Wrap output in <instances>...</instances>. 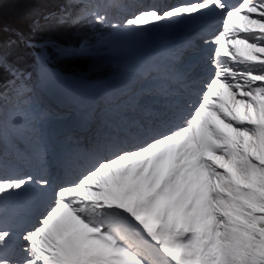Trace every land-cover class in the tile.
I'll list each match as a JSON object with an SVG mask.
<instances>
[{"label": "snow or ice", "instance_id": "1", "mask_svg": "<svg viewBox=\"0 0 264 264\" xmlns=\"http://www.w3.org/2000/svg\"><path fill=\"white\" fill-rule=\"evenodd\" d=\"M213 8L223 30L206 39ZM89 15L121 46L173 19L194 31L169 54L150 100L126 105L90 142L60 146L61 168L74 180L19 174L0 160V264H264V0H181L116 23L79 0H65L58 16L26 13L30 34ZM235 16L247 24L234 26ZM226 33L232 48L223 55L243 67L220 59ZM30 34L0 38V74L12 83L25 74L4 49L37 47ZM198 41L214 49V73L193 100ZM42 43L66 62L90 47L86 39ZM237 44L250 51L234 55ZM36 147L47 150L42 137Z\"/></svg>", "mask_w": 264, "mask_h": 264}, {"label": "rangeland", "instance_id": "2", "mask_svg": "<svg viewBox=\"0 0 264 264\" xmlns=\"http://www.w3.org/2000/svg\"><path fill=\"white\" fill-rule=\"evenodd\" d=\"M81 1L86 2L87 0H81ZM139 1H138V4H139ZM103 3L105 7L103 8L99 6L96 10L100 11L101 14L106 13L108 16V19L113 23L122 22L125 18L135 13L134 11L135 9L129 12H125L126 9L123 10V7H120L122 6L121 4L116 5L117 2H114L113 4L115 7L113 6L107 7V5L112 3L110 1L109 3H107V0H104V1L103 0H88L87 4L84 7H80V6L79 7L82 8L85 12H91V11H96L93 8H91L92 5L96 4V5L103 6ZM129 5H130L129 8L134 7V6H131L130 3ZM170 5H167V7H169ZM164 8H166V6H164ZM115 15H116V18H113V16ZM89 16H86V18H88ZM85 21H87V24H91V26H93V24H96L93 18H89ZM175 21H176V24L173 26L169 25L170 23L169 21H168L169 23L165 21L161 25H158L155 27H148L143 30L145 33L144 36L140 38H136L126 43L125 45L127 46H123V47L119 45L118 43H116L115 38L112 36L113 31L110 30L109 33H107L103 38L99 40L98 43H96V46L100 48L101 50L95 51L93 53H88L83 59H81V61L84 63V67L86 69H89L92 67L91 65L94 64L96 59H98L99 62L97 63L95 68H102L106 64H111L115 62L118 63L119 61L128 59L126 55H129L130 52L127 54H126V51L124 52V49H126L127 47H132L133 49L143 48V49H146V51L151 52L154 50L156 46L161 47L162 43H160L157 39H153L152 36H148L147 32L149 30H153V31L155 30V31H160V32L162 31L161 32L162 36L164 38H167L165 41L166 47H172L175 39L179 37V35L182 32L192 28V26L187 22V19L185 20L175 19ZM98 26L101 29H105L104 27L100 25ZM73 32L79 34L81 33V29L77 28ZM186 38L188 39L189 36H186ZM154 40H157L158 42ZM204 46L207 47L206 45ZM240 50H241V54H247V52L250 51L249 49L246 48L245 45H242ZM132 51L134 52L135 50H132ZM52 53L53 55L49 53V50L45 48L43 44L38 45L37 49L34 51L35 62H36V79H38V81L35 84L28 83L27 87H25V85L23 84L16 85L12 90L9 91L8 94L4 93L5 91L0 93V108H1V111L3 112L2 116H0V136L2 138L1 143H0V152L3 153L7 151V153L12 152V154H16L15 152L17 151L20 152V149H17L16 151H13V150L10 151L11 149L8 148L6 145H4V143L9 142V138H8V133H7L8 129L5 125L6 120H3L2 119L3 117L5 119H10V122L11 121L14 122L13 126H15V128H13V130L16 132L15 142L18 141L21 146L28 148V151L34 148L38 138L42 137L45 133L48 132L47 125L49 121L53 119L52 117L53 115H58L59 111L56 108H54V106H48L45 103L40 102L39 98H37L38 95H40L38 90H42V88L46 86L49 87L48 89H50L51 88L50 86L54 85L55 87L56 86L58 87L57 89L60 91V93L67 95L68 99L71 100L70 96L67 93L69 89L65 90L64 87L73 88L70 90L73 93H76L80 96H78L79 98L76 100H71V102L78 103L81 106H85L84 103L87 102L90 96H92V92H91L93 91L92 87L88 86L87 88H90V91L82 92V90H85V89L83 87H80V85H77V83L79 82L78 80L79 79L81 80V78L73 79V80H71L70 78H67V80L65 81L63 80L64 82H62L61 80H57L58 77L61 78L60 75L62 74L57 69L50 68L46 65V62L48 59L50 60L54 59V62L61 61V59H59L56 56L55 51H52ZM134 53H137V51ZM91 55H98L99 57L97 58L89 57ZM125 62H123L122 64H126ZM42 63L45 64L44 67H42ZM128 66H129L128 69H130L128 70V73H127L130 76L128 80L131 81L130 84L132 85V89L134 90L133 95H136V96H133L135 97L134 101L141 97H147L146 99L150 100L151 96L147 95V93L152 91V89L149 88L148 82L150 78H149V75H147L148 71L147 70L144 71L145 67L132 65V63L131 64L128 63ZM29 78L30 76L25 73L24 79L27 81ZM84 79L86 78L84 77ZM20 92H23V93H20ZM134 93H137V94H134ZM100 103H102L103 108L107 107L106 102H100ZM63 108L64 106H61V109ZM118 111L119 110H117V112ZM8 113H9V117H7ZM110 117L115 119L116 116L110 115ZM35 130H36L35 132L36 135L34 136L30 135V133H33ZM6 155L7 154L0 155V160H4L9 165H11L12 168L19 165L18 162L10 161V158H8V156ZM87 194L93 195V193H85V195Z\"/></svg>", "mask_w": 264, "mask_h": 264}, {"label": "trees", "instance_id": "3", "mask_svg": "<svg viewBox=\"0 0 264 264\" xmlns=\"http://www.w3.org/2000/svg\"><path fill=\"white\" fill-rule=\"evenodd\" d=\"M62 0H29V2H21V0H0V38L6 43L9 38H15L14 34L17 31H23L26 35L30 34L29 20L26 17V13L29 10L34 11L38 16H49L54 12H58V6ZM74 28L70 26L62 25H49L44 27L41 31L30 34L31 39L37 42V44H43V41L54 40L58 43L64 44L72 42L79 44L83 40H87L90 45L89 49H92V44L96 40L97 34L91 32H85L83 34H77L73 32ZM49 53L53 55L51 47L47 48ZM5 55L8 60L15 63L19 68H24L25 65L31 69L33 67V54L31 49L24 48L23 46L12 48L6 47L4 49ZM64 74L78 75L84 72L86 68L84 63L79 61L66 62L59 61L54 63ZM100 70L96 72L95 76L103 78L104 74L107 73ZM106 75V74H105ZM104 79V78H103ZM13 81V77L10 74H0V86L10 83Z\"/></svg>", "mask_w": 264, "mask_h": 264}, {"label": "bare ground", "instance_id": "4", "mask_svg": "<svg viewBox=\"0 0 264 264\" xmlns=\"http://www.w3.org/2000/svg\"><path fill=\"white\" fill-rule=\"evenodd\" d=\"M138 1L139 0H130L129 1V3L131 4V6H134L136 9H141L140 7L141 6H139V4L141 3L140 1H142V0H140L139 1V4H138ZM164 2V0H159V2ZM181 2V0H173V3L174 4H172V5H175V4H177V3H180ZM145 3L146 4H149L148 5V7H152L153 5L151 4L152 3V0H145ZM172 5H170V6H172ZM155 7H157V8H162V6H160V7H158V6H155ZM167 7V6H166ZM168 22V21H167ZM171 24H170V23ZM168 23H169V25H171V26H173V25H175L176 24V21H175V19H173V20H171V21H169ZM107 29H109V31L110 30H112V31H114L113 29H111V28H107ZM151 29V28H150ZM173 29V28H172ZM173 31V30H172ZM162 32V31H161ZM160 31H153V30H149L148 32H147V34H148V36H152L153 37V39H157L158 41H166V39L167 38H164L163 36H162V33H161ZM132 44V43H131ZM122 48V47H121ZM138 48V47H137ZM180 48V47H179ZM178 48V49H179ZM133 48L132 47H127L126 49H124V52L126 51L127 53H129V55L128 56H133V57H136V59H143V58H145V51L144 50H140V51H137V53H134L133 51ZM176 50V49H175ZM157 51V50H156ZM156 51H153L152 52V54L154 55L155 53H156ZM170 51H174V50H170ZM126 53V54H127ZM42 67H44V64L42 63ZM159 73V75L162 77V73H160V72H158ZM154 78V77H153ZM158 81H160V80H158ZM84 83H85V85L83 84V83H81V86H86L88 83H86L85 81H84ZM159 84V83H158ZM158 84H156V85H158ZM79 85V84H78ZM98 87L99 86H95V88H94V91H97L98 90ZM47 92H53V89H47ZM47 92H46V94H47ZM224 92H226L225 90H224ZM71 96V98L72 99H76L77 97H76V95H74V94H71L70 95ZM56 100H58V99H55V101ZM94 101V100H93ZM116 101V100H115ZM119 102V101H118ZM101 115H102V113H101ZM7 117H9V113L7 114ZM108 117L111 119L112 117H110V114H108ZM88 126H90V124H87ZM88 195V194H87Z\"/></svg>", "mask_w": 264, "mask_h": 264}]
</instances>
